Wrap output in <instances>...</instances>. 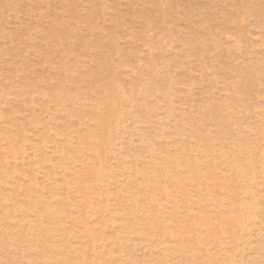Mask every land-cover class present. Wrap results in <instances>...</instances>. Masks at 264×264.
<instances>
[{"label": "rangeland", "instance_id": "1", "mask_svg": "<svg viewBox=\"0 0 264 264\" xmlns=\"http://www.w3.org/2000/svg\"><path fill=\"white\" fill-rule=\"evenodd\" d=\"M0 264H264V0H0Z\"/></svg>", "mask_w": 264, "mask_h": 264}]
</instances>
